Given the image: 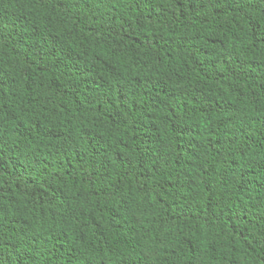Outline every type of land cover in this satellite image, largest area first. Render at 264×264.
<instances>
[{
	"label": "trees",
	"instance_id": "16d2710c",
	"mask_svg": "<svg viewBox=\"0 0 264 264\" xmlns=\"http://www.w3.org/2000/svg\"><path fill=\"white\" fill-rule=\"evenodd\" d=\"M0 264H264V0H0Z\"/></svg>",
	"mask_w": 264,
	"mask_h": 264
}]
</instances>
